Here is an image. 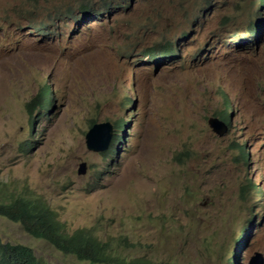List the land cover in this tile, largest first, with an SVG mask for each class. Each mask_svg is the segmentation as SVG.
Segmentation results:
<instances>
[{
    "label": "rangeland",
    "instance_id": "obj_1",
    "mask_svg": "<svg viewBox=\"0 0 264 264\" xmlns=\"http://www.w3.org/2000/svg\"><path fill=\"white\" fill-rule=\"evenodd\" d=\"M260 2L0 0V200L39 197L67 233L87 230L126 262L214 264L244 225L236 264H259L260 254L264 264ZM184 33L175 56L147 55L168 43L175 50ZM46 82L50 119L27 108ZM224 110L231 125L220 136L209 120ZM121 117L128 126L114 158L89 151L91 122L111 144ZM182 152L189 159L181 164ZM0 241L30 247L42 264H91L2 216Z\"/></svg>",
    "mask_w": 264,
    "mask_h": 264
},
{
    "label": "trees",
    "instance_id": "obj_2",
    "mask_svg": "<svg viewBox=\"0 0 264 264\" xmlns=\"http://www.w3.org/2000/svg\"><path fill=\"white\" fill-rule=\"evenodd\" d=\"M86 8V7H84ZM260 9H264V0L260 2ZM88 10L83 12L82 17H86V14H89ZM257 18V17H256ZM258 23L256 19L249 25V29L252 35H255V30L257 29ZM188 37L187 33L181 35L178 40H176L175 47L173 49V44L168 43L167 45L158 46L159 49H164L165 51L161 54H156L154 51L147 52L152 60L158 57H173L176 54L180 53L179 44ZM180 39V40H179ZM242 44V43H237ZM157 60V59H156ZM161 62L162 60H157ZM48 80V77H47ZM230 101L226 100V106L230 107ZM54 99L52 90L50 86H42L39 94L33 99L31 103H28V109L32 113V110L29 107H36L40 111L42 117L43 113H48V118L54 108ZM126 105H129V108L132 106V103L125 102ZM231 110H234L232 108ZM230 110V111H231ZM232 112V111H231ZM232 114V113H231ZM231 114H227V110L223 111V114L220 116V119L230 127L231 125ZM32 128L35 123V119L31 116ZM96 124V121L93 120L90 124V127ZM128 126V122L125 117H121L119 120L113 123V129L116 132H120V137L114 138L111 140L109 149L104 153L106 157H113L116 155V141L121 140L124 143L125 136L124 131ZM26 148L32 147V140L27 141L25 144ZM236 150L238 155H241V159L248 162V152L243 144L236 143ZM176 161L183 163L184 160L189 159L186 152H182L176 155ZM254 187V185L252 184ZM260 189V199H264V189ZM1 191V190H0ZM247 189L243 190V195H245ZM261 216L260 220L263 219L264 213V202L260 203ZM0 216L11 220L12 222L19 223L22 225L24 230L31 236L45 240L49 244L53 245L59 251L64 252L67 255H73L79 258L81 261H86L91 264H151L145 258L134 259L130 262L123 261L117 256L116 251L111 247L109 242H102L97 237L92 235L87 230H77L73 234H69L65 230L64 224H62L58 219L55 212L48 207L47 203L39 197H30L25 194H9L7 198L0 200ZM255 220V214H251L246 222L248 226L253 225ZM249 228V227H248ZM246 227L244 225L241 228H236L232 232V243L230 246L225 247L222 251L219 252L216 257L214 264H235V249L238 247H245L247 244L246 240ZM240 232V236L236 239V233ZM230 239H225V241ZM242 244V245H241ZM0 264H42L39 262L35 256L33 250L30 247H24L22 245L13 246L11 244L3 245L0 241Z\"/></svg>",
    "mask_w": 264,
    "mask_h": 264
},
{
    "label": "water",
    "instance_id": "obj_3",
    "mask_svg": "<svg viewBox=\"0 0 264 264\" xmlns=\"http://www.w3.org/2000/svg\"><path fill=\"white\" fill-rule=\"evenodd\" d=\"M209 125L212 128V130L220 136H224L226 133H228V126L217 118L210 119ZM101 128H102L101 125L95 124L86 134L87 147L89 151L105 152L109 149L110 136L109 138L104 140L105 138L100 134ZM85 168L86 165L82 164L81 170L79 172L83 173Z\"/></svg>",
    "mask_w": 264,
    "mask_h": 264
},
{
    "label": "clouds",
    "instance_id": "obj_4",
    "mask_svg": "<svg viewBox=\"0 0 264 264\" xmlns=\"http://www.w3.org/2000/svg\"><path fill=\"white\" fill-rule=\"evenodd\" d=\"M166 58V57H165ZM97 124V123H96ZM92 128V127H91ZM90 128V129H91ZM228 129H229V126H228ZM106 152V151H105ZM263 217H264V213H263ZM262 221V220H261ZM246 246H247V244H246ZM245 246V247H246ZM245 247H242L241 249H238V250H235L236 252H235V264H236V254L239 252V251H241L243 248H245ZM237 248H238V246H237ZM260 256H261V258H262V260H261V262L259 263V264H263V256L260 254Z\"/></svg>",
    "mask_w": 264,
    "mask_h": 264
},
{
    "label": "bare ground",
    "instance_id": "obj_5",
    "mask_svg": "<svg viewBox=\"0 0 264 264\" xmlns=\"http://www.w3.org/2000/svg\"><path fill=\"white\" fill-rule=\"evenodd\" d=\"M236 252V251H235Z\"/></svg>",
    "mask_w": 264,
    "mask_h": 264
}]
</instances>
